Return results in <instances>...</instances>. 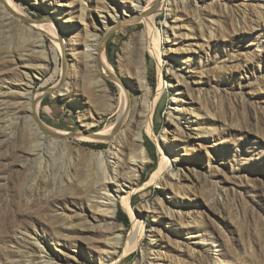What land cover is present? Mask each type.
I'll list each match as a JSON object with an SVG mask.
<instances>
[{"label":"rangeland","instance_id":"374dc122","mask_svg":"<svg viewBox=\"0 0 264 264\" xmlns=\"http://www.w3.org/2000/svg\"><path fill=\"white\" fill-rule=\"evenodd\" d=\"M11 1L26 16H4L0 8V264H44L37 247L53 264H140L142 258L159 264H264V0H161L154 22L162 67L183 75L193 89L181 96L185 110L179 105L176 116L175 89L165 85L152 118L157 141L174 149L168 154L180 189L173 193L165 183L150 184L160 157L156 142L145 135L144 147L148 139L155 161L146 150L148 164L131 193L130 207L141 215L144 206L153 209L142 217L139 245L125 253L131 218L124 193L119 196L115 224L123 238L115 251H108V260V237L92 228L94 212L81 182H95L89 153L109 155L111 146L83 142L76 135L99 132L117 116L92 126L106 107L87 96L91 73L83 44L86 29L96 28L103 39L101 53L120 79V70L129 72L128 61L134 64L139 53L144 24L134 22L132 14L124 16L131 9L129 0ZM115 16V24L101 27L104 17ZM33 22L54 24L58 43L45 34L40 46ZM164 22L166 33L159 27ZM41 52L47 55L44 71H39ZM142 57L154 96L158 65L147 49ZM118 79H106L114 106ZM63 81L69 94L59 97L55 92ZM27 93L40 100L35 114L40 123L60 134L35 138ZM176 122L184 137L172 142ZM120 129L132 130L127 124ZM119 142L128 153L125 140ZM35 153L43 157L41 166L33 162ZM64 170L75 179L69 186L63 182ZM159 201L178 215L168 217L158 209ZM119 211L126 215L125 223L118 221ZM157 227L164 233L157 234Z\"/></svg>","mask_w":264,"mask_h":264},{"label":"bare ground","instance_id":"6f19581e","mask_svg":"<svg viewBox=\"0 0 264 264\" xmlns=\"http://www.w3.org/2000/svg\"><path fill=\"white\" fill-rule=\"evenodd\" d=\"M129 2L131 4V9L126 10V13L124 12V16H129L132 14L135 17L134 22L144 24V31L140 35L139 53L137 52V56L134 59V64L128 61V65L130 66L127 65V69L129 72L120 70V79H118L114 70L106 63L103 53H101L103 39L96 34V28H94L93 31L86 29V39L83 44V53L86 59V70L87 72L91 73V79L86 88L87 96L93 103L103 104L106 107L104 110L105 113L93 121L92 126H98L101 124L108 115L114 113L117 116L115 123L106 126L99 132L92 134L78 133L76 135L77 139L83 142L103 141L109 143L111 146V152L109 155L101 152L89 153L88 161L94 168L95 182L90 185L86 181L81 182V191L86 197L90 208L94 212V222L92 223V228L99 230V236H104L106 238L108 237L107 239L104 238L106 242L105 246L107 248V257L105 259L112 257L108 251H115L121 244L123 238L122 228L115 224L116 205L119 196L124 193L125 204L127 205V209L131 218V228L128 231L127 243L125 244V253L137 248L139 245L140 239L144 234L142 217H146L148 215V211L153 209L150 206H144L143 208L146 210V212L145 214L141 215L134 213L130 207L131 193L132 191H135L137 183L140 179V174L144 167L148 164V155L144 147L145 135L156 142L160 157L159 166L152 174L149 181L150 184L160 185L165 183L171 192L178 191L180 189L179 186L173 182V180H175V178L178 176V171L173 169V161L168 154L169 151L172 154L174 149L168 150L165 148L164 142L160 143L157 141L153 132L152 118L155 106L163 93L165 85L170 87L172 86L175 89L176 94L174 95L172 102L175 105L173 112L176 116H178V108L180 106L181 111L185 110L183 108L184 105L182 104L183 101L181 96L189 95L193 91L189 82L185 80L183 75L177 73H168L162 67L163 55L159 47L161 38L154 22V12L157 8L163 6L164 4L161 3V0H129ZM193 3L194 6L197 5L195 1H193ZM165 7L168 11L170 8V3H167ZM0 8L3 12H5L4 16L6 14L9 15V13H13L18 18H21V16H26V13L21 8L13 4L11 0H0ZM116 20L117 16L113 17L111 20L104 17L101 22V27L105 28L108 25H113L117 22ZM31 26H33V30H36L35 33L38 36L37 38H39L40 46H42L43 36L45 34L52 37L55 42L58 43V30L54 24L50 22H33L31 23ZM166 26V22L159 24L160 29L163 30L164 33H166ZM145 49H147V51L152 54L158 65V87L154 96L147 80L145 59L142 57V52ZM41 53L44 64L41 66L39 71H44L46 68L44 65L47 61V55L44 52ZM122 75H124L126 80H123ZM130 75L134 77L136 84L135 89L130 88L131 84H129L127 80V78H131ZM108 78L118 79L116 82H118L117 87L119 96L118 102L115 106L107 97V92L109 90L106 79ZM44 93L47 94L46 92ZM55 94H57L59 97H64L69 94L68 83L63 81ZM196 94L200 99L202 96L201 90L198 89ZM24 97L27 100L26 108L30 110L29 118L30 125L32 126V132L34 133L35 138L39 139L42 137V135L39 132L38 127L35 125L32 116L37 114L38 108L40 106V100L38 98L34 99L31 96V93L25 94ZM186 113L188 115L194 112L191 111L188 113L186 111ZM185 120L186 119H183V122L186 124ZM123 124H127L128 129L132 130L127 131V133L124 131L119 132L118 130ZM173 125H175L173 129L175 134L173 136L172 142L179 141L180 139L182 140L184 137L183 127L181 126L180 122H176ZM50 133L53 135L60 134L53 130H50ZM68 137L69 135L64 136V138ZM120 139L121 141L125 140L128 153L123 151L122 142H119ZM37 155L38 154L35 153V159L33 162H38L40 165L43 157ZM63 173L66 177L63 181L65 186H69L71 183L75 182V179L70 173H67L65 170ZM157 207L162 212H165L168 217L174 218L178 215V213L176 215V212L173 211L172 207L162 201H159ZM155 231L157 234L164 233L159 227L155 228ZM34 241L36 243L40 240L35 239ZM40 243L42 244V242ZM37 249L39 254L43 256L41 257V260H44V264H53L51 263L53 262V259L46 255V252L43 250V248L37 247ZM99 256L101 259H104L101 253ZM140 264L159 263L151 259L146 260L145 258H142Z\"/></svg>","mask_w":264,"mask_h":264},{"label":"trees","instance_id":"16d2710c","mask_svg":"<svg viewBox=\"0 0 264 264\" xmlns=\"http://www.w3.org/2000/svg\"><path fill=\"white\" fill-rule=\"evenodd\" d=\"M108 55H109V60L111 61V54H108ZM145 147H146L147 152L149 153L150 158L153 161H155L154 146L148 139H145ZM118 221L121 222V223H125L127 221L126 215L123 212H121V211H119Z\"/></svg>","mask_w":264,"mask_h":264},{"label":"water","instance_id":"95a60500","mask_svg":"<svg viewBox=\"0 0 264 264\" xmlns=\"http://www.w3.org/2000/svg\"><path fill=\"white\" fill-rule=\"evenodd\" d=\"M52 91V89L50 90ZM32 119L35 123V125L38 127L39 132L41 133V135L43 136V134L47 135L50 139H51V133L48 129H46L41 123L40 121L37 119L36 116H32ZM39 151H40V147H39Z\"/></svg>","mask_w":264,"mask_h":264}]
</instances>
